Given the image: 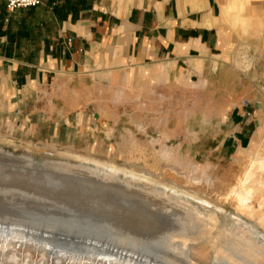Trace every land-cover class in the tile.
Listing matches in <instances>:
<instances>
[{"label":"rangeland","instance_id":"obj_1","mask_svg":"<svg viewBox=\"0 0 264 264\" xmlns=\"http://www.w3.org/2000/svg\"><path fill=\"white\" fill-rule=\"evenodd\" d=\"M223 3L220 57L226 65L207 85L179 81L145 87L102 80L99 85L85 82L77 92L73 82L64 93L30 99L23 110L31 114L29 122L15 118L8 127L0 123V150L16 157L0 160V220L24 214L33 198L28 192H49L61 199L64 217L35 221L54 232L63 228L66 234L139 252L161 264L183 259L178 239L170 241L185 228L174 222L177 218L185 224L180 210L138 190L154 185L122 174L118 178H130L132 186L122 192L119 181L103 187L102 173L92 165L79 168L78 160L70 157L78 155L205 200L224 211L208 226L211 235L231 229L238 213L232 191L243 190L240 180L246 175L251 179L247 188L264 182V172L254 161L264 158V0ZM243 123L250 129L244 144ZM188 201L186 207L199 213L214 210ZM251 202L255 211L264 212V185ZM242 219L250 222L246 215ZM203 250L193 263L212 264V248Z\"/></svg>","mask_w":264,"mask_h":264},{"label":"crops","instance_id":"obj_2","mask_svg":"<svg viewBox=\"0 0 264 264\" xmlns=\"http://www.w3.org/2000/svg\"><path fill=\"white\" fill-rule=\"evenodd\" d=\"M223 8V0H41L10 13L0 0L1 125L27 123L30 99L64 93L73 82L77 92L102 80L207 85L226 65Z\"/></svg>","mask_w":264,"mask_h":264},{"label":"bare ground","instance_id":"obj_3","mask_svg":"<svg viewBox=\"0 0 264 264\" xmlns=\"http://www.w3.org/2000/svg\"><path fill=\"white\" fill-rule=\"evenodd\" d=\"M70 157L78 160L79 168L90 169L89 165H92L94 166L93 171L102 173L99 180L100 183L103 182V187L111 185L110 182L119 181L118 188L122 192L123 187L132 186L131 178L146 185H154L150 188L148 186L138 188V190L150 193L162 201L166 207L172 205L170 208L180 210V215H183L181 219L185 224H182L177 218L174 222L185 228L172 236L170 241L172 243L174 238L178 239L177 248L183 259H168V263L170 261L171 264H195L193 258L201 256L203 248L210 246L214 255L212 264L216 261H220L222 264H264V212L255 211L251 202L256 196L257 190L263 187V181H257L258 188H247L245 184L251 179L246 175L240 180L243 190L238 192L234 189L232 191L238 207V213L232 220V228H224L226 231L211 235L208 226L215 225L217 213H224L221 208L174 187L156 183L152 178L138 175L133 170L120 168L89 157L78 155ZM3 158L16 159L10 153L0 150V160ZM26 160L33 162L29 158ZM254 161L258 162L260 171L264 172V158L258 157ZM62 166L67 169L71 168L68 164ZM120 174L130 178L122 181L118 178ZM146 193L144 194L146 195ZM27 194L38 199L28 200L30 203H26L27 205L23 208L24 214L17 213L19 216H7L0 220V264H161L155 259H150V256L139 252H127L125 249L90 237L66 234L63 228L54 232L47 225L37 223L35 219H52L57 216L63 218L64 216H60L63 211L61 199L53 193L36 192V190ZM187 197L196 201L205 210L206 208L214 210L208 214L199 213L197 208H187L189 202ZM31 204L40 207V209L29 207ZM50 209L53 210L50 211ZM242 215H246L250 222L244 221Z\"/></svg>","mask_w":264,"mask_h":264},{"label":"built area","instance_id":"obj_4","mask_svg":"<svg viewBox=\"0 0 264 264\" xmlns=\"http://www.w3.org/2000/svg\"><path fill=\"white\" fill-rule=\"evenodd\" d=\"M40 3L41 0H6V9L12 13L18 9L37 7Z\"/></svg>","mask_w":264,"mask_h":264}]
</instances>
